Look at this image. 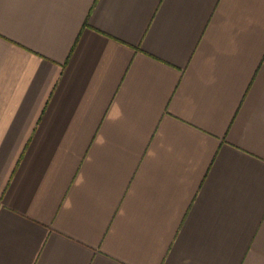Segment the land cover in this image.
Masks as SVG:
<instances>
[{"label": "crops", "instance_id": "crops-1", "mask_svg": "<svg viewBox=\"0 0 264 264\" xmlns=\"http://www.w3.org/2000/svg\"><path fill=\"white\" fill-rule=\"evenodd\" d=\"M0 264H264V0H0Z\"/></svg>", "mask_w": 264, "mask_h": 264}]
</instances>
